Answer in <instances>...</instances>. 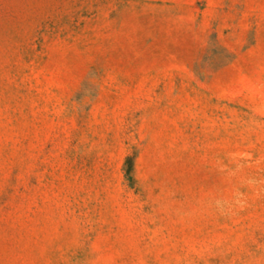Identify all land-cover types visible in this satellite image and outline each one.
Listing matches in <instances>:
<instances>
[{"label":"rangeland","instance_id":"rangeland-1","mask_svg":"<svg viewBox=\"0 0 264 264\" xmlns=\"http://www.w3.org/2000/svg\"><path fill=\"white\" fill-rule=\"evenodd\" d=\"M0 264H264V0H0Z\"/></svg>","mask_w":264,"mask_h":264},{"label":"trees","instance_id":"trees-1","mask_svg":"<svg viewBox=\"0 0 264 264\" xmlns=\"http://www.w3.org/2000/svg\"><path fill=\"white\" fill-rule=\"evenodd\" d=\"M128 161H129V158L126 159V163H125V165H126V169H125V172H126L127 179H128L129 181H131V180H132V177H131V175H130L131 169H130V167L128 166Z\"/></svg>","mask_w":264,"mask_h":264}]
</instances>
